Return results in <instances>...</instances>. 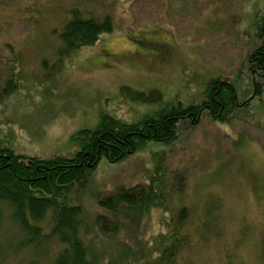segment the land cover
<instances>
[{"label":"rangeland","instance_id":"obj_1","mask_svg":"<svg viewBox=\"0 0 264 264\" xmlns=\"http://www.w3.org/2000/svg\"><path fill=\"white\" fill-rule=\"evenodd\" d=\"M73 8L109 14L115 28L46 69L42 61L57 59L56 31ZM263 13L264 0H0V83L11 74L20 83L7 95L0 92V137L19 153L68 155L79 148L73 133L95 127L103 111L136 121L169 101H201L212 77L231 81L240 102H248L225 121L204 112L171 141H148L121 161L99 160L74 199L103 264H151L150 245L181 205L191 210L187 228L196 245L177 264H264V91L253 94L248 60L261 42L256 27ZM125 86L158 89L162 98H133ZM154 173L173 187L167 208L152 206L139 224L101 235L94 224L103 211L98 198L148 183ZM216 199L223 201L220 224L202 237L197 225ZM6 222L0 241L12 247H1L2 258L8 254L3 264L53 263L52 244L45 251L26 245L15 251L23 234ZM120 244L132 254L123 257Z\"/></svg>","mask_w":264,"mask_h":264},{"label":"trees","instance_id":"obj_2","mask_svg":"<svg viewBox=\"0 0 264 264\" xmlns=\"http://www.w3.org/2000/svg\"><path fill=\"white\" fill-rule=\"evenodd\" d=\"M114 28V19L109 14L90 16L77 8L71 9L70 18L60 29H55L59 41L54 49L57 59L50 63L49 58H44L42 66L46 69L60 66L74 51L94 44L103 33ZM256 29L261 42L250 52L248 60L253 94L260 96L264 91V13L258 14ZM19 85L18 79L9 75L0 83L1 95L15 91ZM122 90L133 98L149 102L162 98L158 89L144 92L125 86ZM204 92L205 98L201 101L188 105L180 100L169 101L136 121H125L103 111L95 127H83L73 133L79 148L68 155L55 153L40 157L19 153L0 137V234L10 223L6 222L8 218L23 234V243L13 247L15 251L25 245L35 251H45L52 244L56 246L52 264H103L87 237L89 223L83 206L74 199L75 189L88 184L92 170L102 157L112 162L121 161L148 141L175 139L185 122H198L204 112L225 121L236 107L248 103L246 100L240 102L237 89L227 79L212 77ZM157 172L160 173V169ZM157 177L154 173L148 183L119 186L101 195L98 203L103 211L94 217L98 232L106 237L116 236L125 224H139L152 206L167 208L173 187ZM221 205L223 201L216 199L205 207L201 224L197 225L202 237L217 227L216 212ZM191 216L187 205L176 210L169 221V229L161 232L150 245L151 264H177L183 252L193 249L196 241L192 240L191 230L187 228ZM5 244L9 242L0 241V264L8 256L2 258L1 247L11 246ZM119 249L123 257L127 252L132 254L125 245L120 244Z\"/></svg>","mask_w":264,"mask_h":264},{"label":"flooded vegetation","instance_id":"obj_3","mask_svg":"<svg viewBox=\"0 0 264 264\" xmlns=\"http://www.w3.org/2000/svg\"><path fill=\"white\" fill-rule=\"evenodd\" d=\"M248 58H249V56H248Z\"/></svg>","mask_w":264,"mask_h":264}]
</instances>
